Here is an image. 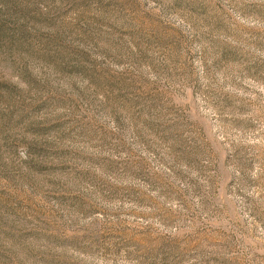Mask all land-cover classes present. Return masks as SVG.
<instances>
[{
	"label": "rangeland",
	"instance_id": "1",
	"mask_svg": "<svg viewBox=\"0 0 264 264\" xmlns=\"http://www.w3.org/2000/svg\"><path fill=\"white\" fill-rule=\"evenodd\" d=\"M0 264H264V0H0Z\"/></svg>",
	"mask_w": 264,
	"mask_h": 264
}]
</instances>
